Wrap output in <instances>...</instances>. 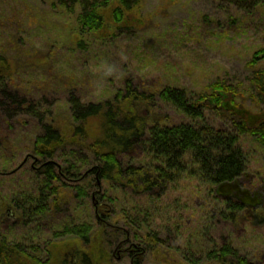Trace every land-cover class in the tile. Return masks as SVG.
I'll list each match as a JSON object with an SVG mask.
<instances>
[{"label": "rangeland", "instance_id": "obj_1", "mask_svg": "<svg viewBox=\"0 0 264 264\" xmlns=\"http://www.w3.org/2000/svg\"><path fill=\"white\" fill-rule=\"evenodd\" d=\"M100 1L79 0L72 8L59 0H0V57L9 66L0 77V242L20 256L45 261L34 248L56 245L60 239L71 242L74 234L61 233L62 228L89 225V256H98L94 263L104 258L108 264H130L124 244L133 230L120 224L129 234L114 233L113 228L100 233L90 200L78 201L67 191L64 207L34 224L21 221L15 212L14 205L37 188L32 160L24 163L32 155L40 120L70 124L72 96L82 104L113 101L130 82L138 93L157 95L169 87L198 101L200 96L209 99L214 88L222 86L244 110L263 109L248 96L254 72H264V0L250 10L241 3L215 0H141L131 27L104 30L102 37L81 32L82 7ZM204 103L205 120L217 130H228L227 117L221 116L225 111L210 100ZM138 110L143 119L188 122L157 96ZM238 145L248 157L238 184L249 198L257 193L264 207V146L250 135L241 136ZM134 151L133 158L141 161L143 151ZM182 178L161 198H131L142 203L137 205L140 211L148 209L150 222L140 221L143 236L154 231L159 237L141 263L217 264L207 254L230 244L240 256L264 264V224L250 225L243 213L232 224L220 215L218 201L196 195L195 188H203L198 178ZM130 207L122 208L125 214L131 215ZM15 263L24 264L21 259Z\"/></svg>", "mask_w": 264, "mask_h": 264}, {"label": "trees", "instance_id": "obj_2", "mask_svg": "<svg viewBox=\"0 0 264 264\" xmlns=\"http://www.w3.org/2000/svg\"><path fill=\"white\" fill-rule=\"evenodd\" d=\"M59 1L72 8L79 2ZM215 1L241 3L240 7L247 10L262 5L257 0ZM140 6L141 0H101L84 6L79 21L81 32L102 37L104 30L131 27ZM8 68L6 58L0 57V77ZM250 82L252 89L248 98L263 108L258 113L244 110L241 104L234 102L236 96L229 88L222 86H216L209 99L200 96L198 101L169 87L162 88L157 95L138 93L130 82L113 101L82 104L72 96L70 124L40 120L39 134L32 141V155L27 156L24 163L32 160L37 188L34 195H27L19 206L14 205L18 218L27 223L38 222L66 204L64 196L68 191L78 201L90 200L99 232L113 228L114 233L129 234L120 224L133 230L132 239L124 246L128 247L130 264H142L146 250L152 245L156 248L159 237L154 231L145 232L143 236L140 221L150 222L148 209L147 213L140 211L141 206L137 205L142 203H135L131 198H161L184 175L195 176L203 183L202 189L195 188L196 195L218 201L222 206L220 215L232 224L238 222L237 215L243 213L250 225H263L262 199L257 193L249 198L248 192L238 184L248 163V157L238 145L239 138L250 135L264 146V72H254ZM156 96L173 105L188 122L173 124L161 119H143L138 105L153 101ZM218 96L222 99L221 105ZM206 100L226 112L221 116L227 117L228 130H217L205 120ZM145 114L148 115L147 111ZM137 147L143 151L141 161L133 158ZM230 192L233 196H228ZM127 205H131V215L122 209ZM9 210L16 218L14 209ZM91 229L89 225L76 227L74 224L62 228L60 232L74 234V240L60 239L56 245L48 242L43 249L34 248L37 254L46 256L45 261L25 253L20 256L15 249L0 242V264H17L18 259L24 264H98L94 263L97 254H91V258L88 252ZM93 236L100 240L97 234ZM120 251L114 254L119 256ZM207 257L217 264H254L240 256L230 244L214 249ZM101 264L108 263L102 258Z\"/></svg>", "mask_w": 264, "mask_h": 264}]
</instances>
